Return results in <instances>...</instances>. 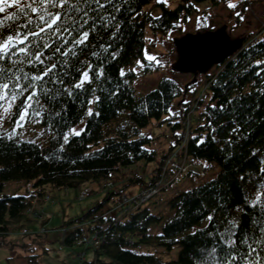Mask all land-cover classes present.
<instances>
[{
    "label": "trees",
    "instance_id": "16d2710c",
    "mask_svg": "<svg viewBox=\"0 0 264 264\" xmlns=\"http://www.w3.org/2000/svg\"><path fill=\"white\" fill-rule=\"evenodd\" d=\"M153 1L114 0V5H106L97 19H89L85 25L84 30L90 35L83 45L74 43L82 35L75 29L59 37L46 31L41 34L43 39L31 38L24 47H31L33 54L42 52L43 64H30L27 56L13 57L19 61L12 71L21 77L20 83L35 87L15 101L8 97L0 101V249L20 247L22 253L15 258L22 257L24 264H40L38 251L48 253L39 240V232L31 242L15 243L6 238L11 232L29 231L28 226L38 219L35 207L50 198L48 187L98 183L106 189V199L112 200L111 195L118 188L110 181L113 172L137 166L141 161H157L156 151L149 147L152 138L142 132L152 120L160 124L166 121L175 138L162 152L157 166L150 174L131 173L129 182L116 192L118 199L112 200V206L102 209V203H98L73 219L81 225L64 234L62 244L71 246L85 236H95L94 243L79 245L94 252V260L84 264H220L228 251L222 234L228 222L234 220L239 225L235 229L237 254L245 250L240 246V237L251 234V221L261 212L253 202L258 197L264 200V26L257 34L240 37V50L215 65L214 70L192 73L184 86L162 77L155 87L139 94L133 86L136 76L127 70L137 59L147 65L155 61L144 57L146 25L150 26L152 41L159 36L168 37L173 31L181 32L179 37L185 35L183 26L190 19L195 25L192 33L201 34L212 30L206 25L210 11L228 8L231 0H178L173 7L164 0L155 2L162 10L158 16L145 9ZM204 1L210 5L200 11L196 4ZM235 1L244 3L235 17L238 25L251 0ZM18 7L5 6L0 19ZM29 14L33 22L27 27L24 25L28 17L24 14L6 21L12 25V33L22 36L44 26L36 14ZM74 19L78 28L80 17ZM63 23L73 28L71 20ZM223 27L232 39V28ZM4 34H8L7 28ZM45 42L51 47L36 46ZM57 47L60 52L55 51ZM70 49L75 55L64 54ZM53 63L56 68L51 76L44 81L32 80ZM121 70H125L123 76ZM85 71L90 79L76 88ZM25 76L28 79H23ZM32 91L37 95L28 101ZM89 109L92 115L88 114ZM21 115L26 118L22 126ZM31 122L42 127L48 138L45 143L19 135ZM81 124L77 136L73 130ZM206 162L219 166L210 180H202L209 167ZM169 163L173 167L168 168ZM175 165L184 169L174 177L171 169ZM181 176L191 182L198 177L199 181L166 199L163 210L153 212L143 202L126 215L112 214L113 208L121 205L124 187L140 183V193L156 189L160 192ZM169 179L171 183L161 188ZM13 180L26 182L27 196L3 194L5 182ZM86 189L92 191L85 187L82 190ZM154 226L160 228L155 235L151 234ZM141 246L165 251L178 246L179 251L175 259L165 260L149 249L137 251Z\"/></svg>",
    "mask_w": 264,
    "mask_h": 264
},
{
    "label": "rangeland",
    "instance_id": "374dc122",
    "mask_svg": "<svg viewBox=\"0 0 264 264\" xmlns=\"http://www.w3.org/2000/svg\"><path fill=\"white\" fill-rule=\"evenodd\" d=\"M164 0H154L151 3L146 4L145 9L150 10L151 14L158 16L161 13V7L155 2H160ZM168 6L173 7L176 5L178 0H165ZM236 4V7H217L214 11H210L209 19L206 20V25L212 30H216L225 25L231 27V37L232 39H237L240 37L247 36V34H257L261 28L264 26V0H251L246 7L244 13L240 17V23L237 25L235 17L237 13L244 8V3H237L235 0L229 2ZM209 2H200L196 4V7L203 11L209 7ZM195 25L194 20L190 19L189 22L183 26V31L185 33H192L194 31ZM181 32L173 31L168 37L159 36L156 41H152L153 35L150 26L147 24L145 28V46H144V57L148 61V57H155L154 63L142 62V60L137 59L135 63L129 67L127 71H131L136 76L133 82V86L137 93H144L156 86L158 81L162 77H169L175 80L179 85L184 86L191 80L192 73H182L174 69L178 54L174 49V40L179 38ZM153 42V43H152ZM158 61V62H157ZM213 66L209 71L214 70ZM151 69L148 72V69ZM125 71V70H124ZM207 97L209 94L207 93ZM175 110V109H173ZM165 118V116H163ZM26 122V118L21 121V125ZM83 124L76 127L74 130L80 131ZM144 133H147L149 137L152 138L149 147L156 151V160L141 161L140 164L134 167L121 168L119 171H115L111 175L110 181L116 184L114 189V194L111 195V199H118L116 192L122 186H125L132 176L131 173L142 176L144 173H151L153 169L157 166L158 160L161 157L162 152L167 151L171 143L174 142L175 138L172 133L170 125L165 121L159 123L157 120H152L145 128H143ZM19 135L23 139H27L36 143H45L48 138L46 134H43L42 127L38 124L31 122L29 126L24 127L20 130ZM209 165L206 170L205 177L202 180H210L216 176L219 171V166L216 162H206ZM173 167L170 163L168 168ZM171 170H174L171 169ZM177 175L174 174L175 177ZM148 177V176H146ZM173 179V177H172ZM168 181L164 182L161 186L169 185ZM199 178L197 177L193 182L189 179H184L181 176L177 179L171 186H168L160 192L156 189V192L151 200L147 201L145 196L148 191L140 193V183H132L124 187L121 205L113 208L112 214L115 216H122L130 213L133 209L138 208L141 204H147L150 206L153 212H158L164 209L165 201L169 197H172L178 191L188 189L192 184L197 183ZM90 188L92 191L90 194L84 198H80V191L83 188ZM160 188V189H161ZM159 193V194H158ZM3 194L9 196H27L26 182L13 180L7 181L4 184ZM49 199H45L42 204L35 207V211L38 212L36 217L37 221L28 226L30 233L21 232H11L7 236V240L12 242H31L35 233L39 232V240L42 246L48 249V253L38 251L40 253L39 261L40 264H84L85 262H90L94 260V252L92 248L85 249L81 245V240L77 241L71 246H66L62 244V239L64 234L76 225H79V221H74L76 217L81 215L83 212H87L92 209L98 203L101 204V208L104 209L107 206H112L113 201L106 199V189L98 183H85L79 187H69V188H55L52 186L48 187ZM159 201V204H154L153 202ZM146 201V202H145ZM144 202V203H143ZM108 210V209H106ZM104 212V211H101ZM42 215V216H41ZM81 225V224H80ZM83 225V224H82ZM84 227V226H83ZM86 229V227H84ZM160 232L159 226H154L151 228V234H158ZM86 234L88 232L86 231ZM149 249V250H148ZM85 250V252H84ZM145 250L151 252H157L163 259H175L177 257L179 248L175 246L170 251H165L160 248H155L152 246L145 247L141 246L137 248V251L143 252ZM84 252V253H83ZM22 250L20 247L17 248H4L0 249V264H24V259L22 257L16 256L20 255ZM81 253V254H79ZM11 258V260H8Z\"/></svg>",
    "mask_w": 264,
    "mask_h": 264
},
{
    "label": "snow or ice",
    "instance_id": "6c2138e0",
    "mask_svg": "<svg viewBox=\"0 0 264 264\" xmlns=\"http://www.w3.org/2000/svg\"><path fill=\"white\" fill-rule=\"evenodd\" d=\"M18 5V10L9 13L3 19H0V101H3L6 97L15 101L18 96L23 95L30 88H34V84L22 85L20 83L21 77L16 75L12 71V66L18 63V60H14L13 57L27 56L29 57L28 63L39 61L44 63L41 58L43 53L37 51L35 54L31 52V47H24L29 44L31 38L37 37L43 39L42 33L49 31L53 35H62L64 32H69L75 29L78 33H82L80 39L74 40L77 45H83L89 38L90 31L84 30L85 25H88L89 19L95 20L99 14L105 10L106 5H114V0H0V13L5 12V6L12 7ZM229 7H236V4L230 3ZM56 9V11H52ZM96 12L97 16H89L90 13ZM36 14L38 19L43 22L44 26L40 27L39 31H28L22 36L16 32H11L12 25L6 24V21H14L18 15L24 14L27 19V27L33 22V17L29 14ZM239 15V13H237ZM74 16L80 17L81 23L79 27H76V20ZM243 19V17H241ZM71 20L73 28L65 26L63 21ZM8 29V34H4V29ZM94 31V28H92ZM34 43V42H33ZM67 43V41L65 42ZM37 47L49 48L50 44L47 42L36 45ZM56 52H60L59 47L55 48ZM65 55H75L71 49ZM149 60H155V57L149 56ZM5 61L8 63L6 64ZM158 62V61H157ZM261 63V62H257ZM56 68V64L53 63L50 68L43 71V75H37L32 77L33 81H44L45 77H49L53 74V70ZM121 76L124 75V71L121 70ZM259 75V73H258ZM23 79H28L27 76ZM90 79L87 71L83 72L80 83L75 85L76 88H81L85 81ZM19 89V92L16 90ZM47 93L45 92V95ZM37 95L36 91H32L27 97L28 101L34 99ZM28 107H31L29 104ZM89 115H92L91 109L88 111ZM25 116L21 115L20 120H24ZM19 123V121L17 122ZM22 126V125H20ZM75 135H80L79 131L73 130ZM64 140L67 142L68 137L65 136ZM264 162V161H262ZM264 172V169H261ZM264 189V185H261ZM259 205L261 212L258 216L254 217L251 221V234H244L240 237V246L245 250L242 254H237V242L236 235L239 225L236 221H229L225 233L222 234V242L228 249L224 257L221 259L220 264H264V200L259 197L253 202V206ZM213 218L210 216L209 220ZM215 251V249H214Z\"/></svg>",
    "mask_w": 264,
    "mask_h": 264
},
{
    "label": "water",
    "instance_id": "95a60500",
    "mask_svg": "<svg viewBox=\"0 0 264 264\" xmlns=\"http://www.w3.org/2000/svg\"><path fill=\"white\" fill-rule=\"evenodd\" d=\"M178 57L174 69L182 73H206L236 54L242 39H231L225 27L201 34L186 33L174 40Z\"/></svg>",
    "mask_w": 264,
    "mask_h": 264
},
{
    "label": "built area",
    "instance_id": "2783aa9c",
    "mask_svg": "<svg viewBox=\"0 0 264 264\" xmlns=\"http://www.w3.org/2000/svg\"><path fill=\"white\" fill-rule=\"evenodd\" d=\"M184 167L183 166H177L175 165L174 166V171L178 174L181 170H183ZM156 192V190H152L151 192H148L145 196L148 198L150 197L152 194H154ZM90 194V190L89 189H86V190H82L81 193H80V198H84L86 197L87 195ZM26 232V231H24ZM84 238V237H83ZM96 241V237L93 236L91 237L90 239L89 238H84L81 243H85V244H89V243H94Z\"/></svg>",
    "mask_w": 264,
    "mask_h": 264
}]
</instances>
